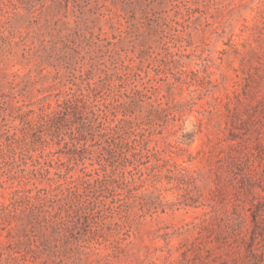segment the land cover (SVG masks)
<instances>
[{
    "label": "rangeland",
    "instance_id": "rangeland-1",
    "mask_svg": "<svg viewBox=\"0 0 264 264\" xmlns=\"http://www.w3.org/2000/svg\"><path fill=\"white\" fill-rule=\"evenodd\" d=\"M0 264H264V0H0Z\"/></svg>",
    "mask_w": 264,
    "mask_h": 264
}]
</instances>
